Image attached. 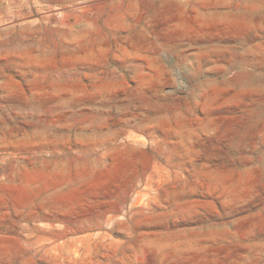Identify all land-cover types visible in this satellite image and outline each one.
I'll list each match as a JSON object with an SVG mask.
<instances>
[{"label": "rangeland", "instance_id": "rangeland-1", "mask_svg": "<svg viewBox=\"0 0 264 264\" xmlns=\"http://www.w3.org/2000/svg\"><path fill=\"white\" fill-rule=\"evenodd\" d=\"M0 264H264V0H0Z\"/></svg>", "mask_w": 264, "mask_h": 264}]
</instances>
